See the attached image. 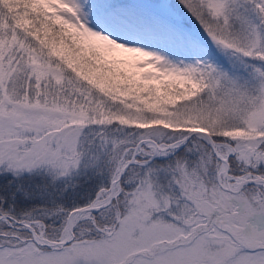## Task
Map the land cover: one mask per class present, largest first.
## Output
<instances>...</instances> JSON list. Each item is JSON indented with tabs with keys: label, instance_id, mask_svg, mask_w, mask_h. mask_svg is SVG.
Listing matches in <instances>:
<instances>
[{
	"label": "snow or ice",
	"instance_id": "snow-or-ice-1",
	"mask_svg": "<svg viewBox=\"0 0 264 264\" xmlns=\"http://www.w3.org/2000/svg\"><path fill=\"white\" fill-rule=\"evenodd\" d=\"M0 264H264V0H0Z\"/></svg>",
	"mask_w": 264,
	"mask_h": 264
}]
</instances>
